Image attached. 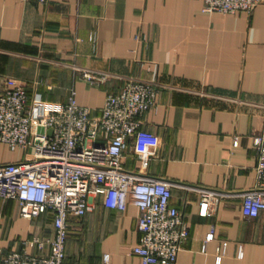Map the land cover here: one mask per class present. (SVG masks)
Instances as JSON below:
<instances>
[{
  "label": "crops",
  "instance_id": "0c3cea01",
  "mask_svg": "<svg viewBox=\"0 0 264 264\" xmlns=\"http://www.w3.org/2000/svg\"><path fill=\"white\" fill-rule=\"evenodd\" d=\"M202 7V0H0V90L22 86L28 96L64 102L72 88L77 103L97 115L127 79L155 83L154 106L138 128L146 141L137 149L130 136L121 162L174 183L171 202L189 230L175 264H264V210L245 218L241 198L228 197L202 216L195 189L240 192L256 184L264 2L233 14ZM83 71L108 77L94 83ZM22 156L0 142V164ZM17 207L0 199L1 252L34 235L53 236L51 213L26 219ZM137 216L131 203L118 211L103 205L102 194L92 196L86 214L71 220L64 264H103L104 255L108 264H140L132 251Z\"/></svg>",
  "mask_w": 264,
  "mask_h": 264
},
{
  "label": "built area",
  "instance_id": "2783aa9c",
  "mask_svg": "<svg viewBox=\"0 0 264 264\" xmlns=\"http://www.w3.org/2000/svg\"><path fill=\"white\" fill-rule=\"evenodd\" d=\"M202 1L204 12L230 14L250 12L264 2ZM82 76L94 83L108 77L94 71H83ZM156 93L155 83L129 78L118 92L107 93L99 114L93 115L77 103L72 88L64 102L45 100L37 92L28 96L22 86L0 90V142L23 151L19 161L0 164V199L16 201L22 218L51 213L53 220L52 237L34 235L16 250L0 251V264H64L71 220L82 218L90 198L99 193L106 208L124 211L128 203L138 208L139 236L132 251L140 264H175L189 230L171 202L174 183L127 170L121 162L130 136L136 137L137 149L143 147L146 139L138 128ZM253 148L256 184L240 192L195 188L200 215H209L218 199L228 197L241 198L245 218L264 210V129L253 137ZM212 237L210 232L206 241ZM221 256H216L217 263ZM103 264H108L107 255Z\"/></svg>",
  "mask_w": 264,
  "mask_h": 264
},
{
  "label": "water",
  "instance_id": "95a60500",
  "mask_svg": "<svg viewBox=\"0 0 264 264\" xmlns=\"http://www.w3.org/2000/svg\"><path fill=\"white\" fill-rule=\"evenodd\" d=\"M39 130H42V128L40 127ZM49 133H50V131H49Z\"/></svg>",
  "mask_w": 264,
  "mask_h": 264
}]
</instances>
